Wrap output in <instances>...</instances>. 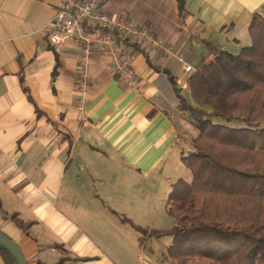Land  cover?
<instances>
[{
	"label": "crops",
	"instance_id": "obj_1",
	"mask_svg": "<svg viewBox=\"0 0 264 264\" xmlns=\"http://www.w3.org/2000/svg\"><path fill=\"white\" fill-rule=\"evenodd\" d=\"M63 3L0 0V232L28 264H170L169 242L147 237L143 245L115 224L112 239L111 224L89 221L109 218L100 201L120 211L127 178L163 174L191 149L197 130L178 95L192 100L193 73L177 56L195 72L212 60L213 47L250 45L249 24L253 14L264 15V0H186L183 14L178 0H105L107 14L150 28L173 55L122 42L139 77L128 89L109 56L94 53L83 113L82 44L71 40L57 51L51 40ZM0 264H6L1 255Z\"/></svg>",
	"mask_w": 264,
	"mask_h": 264
},
{
	"label": "trees",
	"instance_id": "obj_2",
	"mask_svg": "<svg viewBox=\"0 0 264 264\" xmlns=\"http://www.w3.org/2000/svg\"><path fill=\"white\" fill-rule=\"evenodd\" d=\"M249 34L237 55L209 49L189 80L192 100L178 95L197 136L181 155L192 179L176 181L166 204L170 264H264V15L253 14Z\"/></svg>",
	"mask_w": 264,
	"mask_h": 264
},
{
	"label": "built area",
	"instance_id": "obj_3",
	"mask_svg": "<svg viewBox=\"0 0 264 264\" xmlns=\"http://www.w3.org/2000/svg\"><path fill=\"white\" fill-rule=\"evenodd\" d=\"M104 4L105 0H64L50 25L51 40L57 51L71 40H78L82 44L77 71V88L80 94L77 107L80 113L84 112L88 101L89 70L94 53L109 56L113 72L128 89L138 86L139 77L133 68V56L123 51L122 42L142 46L149 52L173 55L172 46L156 36L150 28L140 27L134 21L113 18L104 11ZM177 58L184 64L186 73H194L183 54H179Z\"/></svg>",
	"mask_w": 264,
	"mask_h": 264
},
{
	"label": "rangeland",
	"instance_id": "obj_4",
	"mask_svg": "<svg viewBox=\"0 0 264 264\" xmlns=\"http://www.w3.org/2000/svg\"><path fill=\"white\" fill-rule=\"evenodd\" d=\"M223 41V43H226L225 39ZM248 45L243 40L242 48ZM240 50L233 41L226 49L227 52L233 55L239 54ZM186 134L188 137H191L189 132H186ZM192 139H190V147ZM181 161L182 158L180 161H175L174 166L169 167L163 174L156 173L150 179L143 180V178H138L132 180L127 178L122 184L124 193L121 198V206L119 205L120 211L113 202L108 201L107 204H103L98 200L100 201L99 205L104 208L105 214L109 218L107 217L108 219L102 220L99 216L93 215L89 221L90 224H111L110 226L108 225L107 229L110 232L111 238L113 235L116 236L114 238H117L118 234L116 233L118 231L116 228L118 227L119 232L126 234L127 238L133 237L134 240L143 245L147 242V237L151 240L158 239L162 243L163 241L165 243L169 242L168 245H171L173 237L167 233L173 230L176 223L168 215L166 204L172 189V183L179 179L187 182H190L192 179L190 171L185 165H181ZM113 224L117 227H114ZM108 248L110 250L109 246ZM147 253H150L148 247Z\"/></svg>",
	"mask_w": 264,
	"mask_h": 264
},
{
	"label": "water",
	"instance_id": "obj_5",
	"mask_svg": "<svg viewBox=\"0 0 264 264\" xmlns=\"http://www.w3.org/2000/svg\"><path fill=\"white\" fill-rule=\"evenodd\" d=\"M0 247L12 254L16 264H28L21 248L2 232H0Z\"/></svg>",
	"mask_w": 264,
	"mask_h": 264
}]
</instances>
